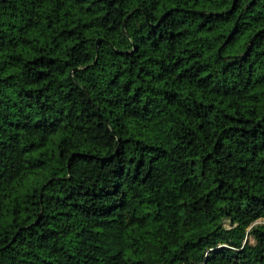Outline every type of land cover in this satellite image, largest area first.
Instances as JSON below:
<instances>
[{"label": "trees", "instance_id": "16d2710c", "mask_svg": "<svg viewBox=\"0 0 264 264\" xmlns=\"http://www.w3.org/2000/svg\"><path fill=\"white\" fill-rule=\"evenodd\" d=\"M0 264H264V0H0Z\"/></svg>", "mask_w": 264, "mask_h": 264}]
</instances>
